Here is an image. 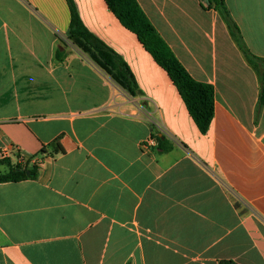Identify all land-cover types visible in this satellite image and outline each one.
I'll return each mask as SVG.
<instances>
[{"label":"crops","instance_id":"0c3cea01","mask_svg":"<svg viewBox=\"0 0 264 264\" xmlns=\"http://www.w3.org/2000/svg\"><path fill=\"white\" fill-rule=\"evenodd\" d=\"M74 2L142 94L68 44L66 0H0V159L40 169L0 183V264H264L260 81L221 15L203 0H137L190 76L214 87L204 135L105 0ZM226 4L264 58V0ZM154 124L171 151H142Z\"/></svg>","mask_w":264,"mask_h":264},{"label":"trees","instance_id":"16d2710c","mask_svg":"<svg viewBox=\"0 0 264 264\" xmlns=\"http://www.w3.org/2000/svg\"><path fill=\"white\" fill-rule=\"evenodd\" d=\"M70 10V25L67 41L88 55L108 76L129 96L138 97L141 90L126 61L100 38L94 35L83 23L74 0H66ZM109 10L121 24L134 33L144 48L153 56L157 64L162 67L177 88L188 112L202 134H207L214 118L215 90L207 83L193 79L184 66L177 59L170 47L152 25L137 0H105ZM204 10L217 11L226 23L231 37L239 47L248 64L257 73L260 81V97L258 111L264 105V58L254 55L247 47L241 31L233 20L227 7L226 0H203ZM66 47L65 42L63 43ZM65 51L56 52L57 59L62 62ZM152 126L150 139L157 145L160 152H169L174 144L166 138L157 126ZM12 164L9 159H0V183H18L26 180H36L40 169L37 163ZM220 264H237L234 261L223 260Z\"/></svg>","mask_w":264,"mask_h":264},{"label":"built area","instance_id":"2783aa9c","mask_svg":"<svg viewBox=\"0 0 264 264\" xmlns=\"http://www.w3.org/2000/svg\"><path fill=\"white\" fill-rule=\"evenodd\" d=\"M156 145H157L156 141L149 138L148 140L144 141L141 144V148H142V151L147 153L150 148L155 147ZM8 155H9V152L8 151H4L1 159H7ZM26 160H28V159H25L23 157L19 158V162L20 163H25ZM31 163H32V160H31Z\"/></svg>","mask_w":264,"mask_h":264},{"label":"rangeland","instance_id":"374dc122","mask_svg":"<svg viewBox=\"0 0 264 264\" xmlns=\"http://www.w3.org/2000/svg\"><path fill=\"white\" fill-rule=\"evenodd\" d=\"M67 42H68V44H70L73 47L74 50L82 52L80 49H78L76 46H74L70 41H67Z\"/></svg>","mask_w":264,"mask_h":264}]
</instances>
